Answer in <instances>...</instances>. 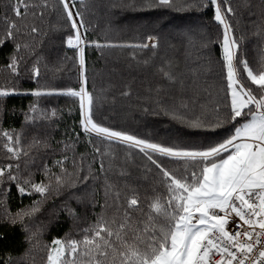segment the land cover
I'll return each instance as SVG.
<instances>
[{
    "label": "trees",
    "instance_id": "trees-1",
    "mask_svg": "<svg viewBox=\"0 0 264 264\" xmlns=\"http://www.w3.org/2000/svg\"><path fill=\"white\" fill-rule=\"evenodd\" d=\"M7 2L0 0V16L9 13ZM149 2L84 0L81 4L77 0L76 8L83 15L89 42L120 45L143 43L149 36L159 39L157 49L85 47L87 87L94 95V119L106 127L164 146L199 148L209 142L223 140L231 134L232 123H224L214 132L192 129L186 122L165 114L155 103L157 98L168 102L180 96L177 86L170 85L158 71L167 61L172 62L173 71L183 74L182 78L190 82L187 68L194 65L185 60V52L190 49L194 56L200 57V91L193 103V90L185 89L183 95L189 107L182 111L188 117L199 115L209 122L226 115L224 105L229 97L226 69L222 63L223 27L214 20V8L190 6L193 0H174L171 8L148 7ZM229 3L235 15L227 19L235 35L243 38L241 55L254 70H259L264 67V34L258 36L257 32L264 23L261 15L264 2L229 0ZM33 22L41 29V34L17 38V42L29 44L34 51V54L22 51L27 62L21 64L20 75H12L7 68L14 53L13 42L0 46V88L15 89L14 93L0 97V130L18 134L21 146L29 153L28 156L21 155L18 161H9L3 148L4 138L0 137V165L19 163V172L13 171L21 182L30 179L33 183H47L45 165L58 173L60 169L55 162L67 154L69 159L65 167L71 172L73 156L79 158L80 154L90 153L91 148L80 128L78 98L56 94L35 97L30 94L37 89L67 91L80 87L77 50L66 44L67 36L73 33L60 6L51 0L50 10L43 20L33 21L29 16L25 22L18 21L22 28L24 23ZM204 43H208L207 48L201 47ZM34 63L40 70L36 79L31 75ZM240 76L243 82L248 83L246 74L241 71ZM158 87L163 88L159 94L155 91ZM124 91L131 94L121 95ZM217 104L219 113L213 110ZM201 105L206 107L201 108ZM33 106L35 111L31 110ZM74 133H80L78 141H75ZM91 138L115 156V166L108 177L120 187L121 192H125L126 184L135 188L145 208L153 195L166 196L157 170L138 149L102 141L94 134ZM35 141L42 143L37 147L34 146ZM74 141V149L66 151L62 148L61 142L73 144ZM156 158L169 170L183 166L180 161L158 155ZM91 159L89 155L85 166ZM121 168L129 175L120 177L118 171ZM100 188V183L92 182L87 187L78 185L60 193L53 190L46 197H41L30 188L25 194H20L14 183L5 180L0 185V264H44L45 246L53 239H81L82 230L89 227L101 211L99 207L94 209L91 201L104 203ZM93 191L97 192L95 197L91 196ZM37 202L39 210L33 215L16 216ZM72 210L75 216L71 214ZM10 217H16V222L12 223ZM34 233H38L36 240L32 239Z\"/></svg>",
    "mask_w": 264,
    "mask_h": 264
},
{
    "label": "snow or ice",
    "instance_id": "snow-or-ice-1",
    "mask_svg": "<svg viewBox=\"0 0 264 264\" xmlns=\"http://www.w3.org/2000/svg\"><path fill=\"white\" fill-rule=\"evenodd\" d=\"M264 2V0H262ZM77 0H55L61 8L63 18L72 29L66 44L77 50L80 68V87L59 91L57 89L34 90L31 95H66L78 98L81 114L80 128L87 138L91 151L73 156V171L65 167L69 157L63 155L55 162L59 172L44 166L47 183L21 182L14 174L19 172V163L0 165V185L5 180L14 183L20 194L30 188L41 197L53 190L60 193L64 189L78 185L87 187L92 182L101 184L104 203L91 201L92 207H99L93 223L82 230V238L62 240L53 239L46 245L44 264H264V67L254 70L247 59L241 55L242 37H237L227 17L235 15L229 0H193L190 6L214 8V20L223 27L222 63L226 69L227 95L229 101L224 107L226 115L209 122L202 116L188 117L182 110L189 107L183 93L191 88L195 97L200 91V57L189 49L185 60L194 65L187 68L190 82L181 73L172 70V62L167 61L158 71L170 85H175L180 96L165 102L159 98L155 103L165 114L186 122L196 130L216 131L224 123H232L230 135L218 142H209L199 148L164 146L123 131L106 127L94 119V95L88 90L86 75L85 47L97 49L105 47H129L138 49H157L159 39L149 36L146 42L130 44H101L89 42L87 28L82 13L76 8ZM83 4L84 0H79ZM174 0H150L148 7L171 8ZM51 0H8L9 13L0 16V46L13 42L14 53L7 68L14 76L20 75V66L26 63L22 51L34 54L27 43L17 42L19 36L36 37L41 29L35 22L24 23L27 17L33 21L43 20L50 10ZM54 8V5H51ZM262 20H264V13ZM264 34V23L257 35ZM207 48L208 43L201 45ZM264 63V61H262ZM246 74L248 83L243 82L240 72ZM34 79L39 78V67L31 68ZM255 86V87H253ZM156 93L163 91L158 87ZM15 89L0 88V97H6ZM130 91L121 93L129 96ZM206 106L201 105V108ZM35 111V107L31 109ZM219 113L220 106L213 108ZM53 111L52 115L55 116ZM28 119V117H26ZM118 142L128 148H136L155 167L166 196L153 195L145 208L135 188L125 185V192L110 181L108 173L113 171L115 156L102 149L92 140ZM80 133H74L75 141ZM4 138L3 148L9 161L20 159L29 153L21 146L18 134L0 130ZM73 144L61 142L64 150L74 149ZM42 142L35 141L34 146ZM47 147V144H44ZM92 159L85 166L88 156ZM183 162V166L169 170L156 156ZM95 166V167H94ZM150 171V169H149ZM120 177L129 173L121 168ZM101 178H103L101 180ZM96 191L91 193L95 197ZM79 199V198H78ZM38 203L16 216H30L39 210ZM71 214L76 215L72 210ZM12 223L16 217H10ZM33 240L38 239L34 233Z\"/></svg>",
    "mask_w": 264,
    "mask_h": 264
}]
</instances>
